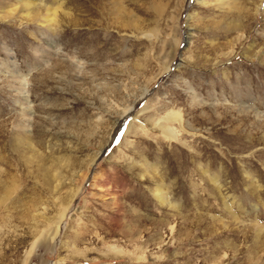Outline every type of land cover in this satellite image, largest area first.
Segmentation results:
<instances>
[{"label": "rangeland", "instance_id": "1", "mask_svg": "<svg viewBox=\"0 0 264 264\" xmlns=\"http://www.w3.org/2000/svg\"><path fill=\"white\" fill-rule=\"evenodd\" d=\"M37 2L0 0V264H264V0Z\"/></svg>", "mask_w": 264, "mask_h": 264}, {"label": "bare ground", "instance_id": "2", "mask_svg": "<svg viewBox=\"0 0 264 264\" xmlns=\"http://www.w3.org/2000/svg\"><path fill=\"white\" fill-rule=\"evenodd\" d=\"M19 1L21 3H23L24 7L31 8V9L33 7L39 5V4H43V2L39 3V2H37V0H19ZM47 10L49 11L48 12V17L51 16L50 17V22L54 23L56 21V19L53 18V16L56 17L57 13L55 12V10L53 8L52 9H47ZM29 11L30 10L28 9V12ZM178 118H179L178 113L177 112H173V111L170 112L169 115H167V117H166V119H170V120H173V119H175V120L177 119L178 120ZM157 125L160 127L161 132L165 135V137H167L168 139H173L174 138L175 140H177V133H176V131H175V129L173 127L167 126V125H165V124H163L161 122H158ZM211 179L216 184L218 183V176L217 175L213 176ZM156 195H157L156 197H158L160 200L164 199L163 194L160 193L159 191L157 192Z\"/></svg>", "mask_w": 264, "mask_h": 264}]
</instances>
